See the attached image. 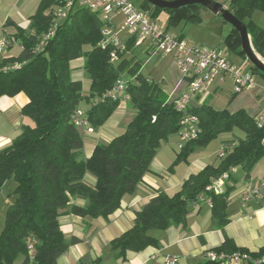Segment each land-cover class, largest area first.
<instances>
[{
	"label": "trees",
	"instance_id": "16d2710c",
	"mask_svg": "<svg viewBox=\"0 0 264 264\" xmlns=\"http://www.w3.org/2000/svg\"><path fill=\"white\" fill-rule=\"evenodd\" d=\"M65 2L39 0L28 29L10 19L4 24L13 28L6 34L7 47L17 45L20 52L0 60V97L23 93L28 102L21 112L30 121L22 125L20 134L9 145L0 149V190L7 180L16 184L14 202L4 205L0 264H14L20 257L21 264H57L71 246L80 242L76 236H64L59 219L69 214L84 220L107 219L120 207L124 195L136 191L161 142L178 135L183 120L189 117L196 118L198 135L177 151L168 171L187 163L196 148L224 136L220 148L224 154L218 153L220 162L189 175L172 195L159 192L151 197L135 212L133 226L111 240V250L116 259L124 261L128 253L159 248V240L152 232L173 226L187 229V216L204 202L200 198L209 200L211 216L223 230L229 222L230 168H241L247 178L253 166L264 159V131L255 124V117L244 110L218 111L206 101L178 110L174 101H168L161 85L141 73L135 39L124 40L125 51L118 53L117 62H111L113 46L102 45L105 38L98 15L79 7L57 19L56 11ZM226 7L247 26L252 46L264 60V27L251 20L254 12H264V0H230ZM201 8L189 5L164 11L144 0L140 7L154 19L159 12H165L168 26L180 20L198 21ZM50 29H54L52 37L43 40ZM225 43L246 59L234 29L230 28ZM145 53L149 54L147 48ZM80 59L89 81L86 93L82 82L72 76L71 64ZM250 70L264 78L252 66ZM120 83L128 99L118 93ZM123 99L134 110L124 132L107 143H97L86 158L83 131L92 133L102 127ZM77 110L84 112L82 127L72 122ZM87 173L95 177L94 185L85 182ZM223 173H228L223 193L207 191L212 179ZM76 200L83 203L77 204ZM208 251L246 252L258 258L264 254V247L251 252L236 247L225 237L218 247Z\"/></svg>",
	"mask_w": 264,
	"mask_h": 264
},
{
	"label": "crops",
	"instance_id": "0c3cea01",
	"mask_svg": "<svg viewBox=\"0 0 264 264\" xmlns=\"http://www.w3.org/2000/svg\"><path fill=\"white\" fill-rule=\"evenodd\" d=\"M215 1L226 6L230 0ZM33 2L34 0H28L24 8L29 7L31 9ZM259 13L261 15L258 19L264 22V12ZM6 16L7 14L4 15V17ZM9 19L18 26L23 25L24 22L23 16L22 18L9 17ZM26 24L28 23L26 22ZM1 30L4 29L0 27V34H5ZM6 31L8 34L12 33L13 28ZM121 38L125 40L126 36L121 35ZM190 45L200 46V44ZM16 47L17 45L6 47L8 53L4 58L18 55L20 48L17 49ZM200 47L204 48L205 46ZM80 64V69L76 65H72V76L82 82L84 79L83 62ZM169 73L172 76L174 87L167 95L168 101H173L185 91V82L182 80L181 73L173 59ZM85 81V89H87L89 81ZM218 90H221L218 85L212 89L215 93ZM252 92L258 97V93H255V91L241 92L237 94V97L239 98L238 103L243 102L242 106L228 108L227 111L233 113L244 110L250 117H255L264 109V102H260L259 106H254L252 101L254 94ZM207 100L208 98L206 102ZM27 102L28 99L23 93L14 97H0V149L9 145L20 134V129L24 123L21 110ZM199 103L201 102L198 98L192 106L197 107L200 105ZM124 104L128 105L127 102H124ZM211 107L218 111L223 110L214 105ZM133 115L134 110L130 106H123L117 109L102 127L92 133L83 131L85 157L91 155L97 143H107L124 132ZM174 136H176L174 143L176 144L177 135ZM170 151V153H164L163 155L156 153L149 171L138 184L136 191L131 195H124L120 207L107 219L84 220L72 214L62 216L59 223L64 236H76L80 239V242L71 246L58 259L57 264H94L96 260L98 263L95 264H163L165 256H175L177 258L176 264H205L204 253L218 247L225 237L231 239L236 247L251 252H256L264 247V159H261L253 166L247 178L243 171L237 173L235 170L228 181L227 186L232 187L227 206L229 222L223 230L218 228L216 221L212 218L209 205L202 202L199 203L195 211L187 216V229L182 226H173L165 231L152 232V235L159 240V248L148 247L139 253H128L124 261L114 257L110 242L133 226L135 212L140 211L149 199L159 192L172 195L179 190L183 181L189 175L198 173L204 166L209 164L206 160L198 161L194 159L187 162V164H179L173 173H167L165 171L173 162L177 153L174 150ZM218 153L219 151L216 153L217 157ZM184 165L186 167H182ZM84 180L89 185L95 183V177L90 173L85 175ZM248 188L257 189L258 194L244 204L243 195ZM2 195L0 190V232L4 223V205L7 202L3 200ZM76 203L82 204L83 201L76 200ZM22 261L23 258L20 257L14 264H21Z\"/></svg>",
	"mask_w": 264,
	"mask_h": 264
},
{
	"label": "built area",
	"instance_id": "2783aa9c",
	"mask_svg": "<svg viewBox=\"0 0 264 264\" xmlns=\"http://www.w3.org/2000/svg\"><path fill=\"white\" fill-rule=\"evenodd\" d=\"M76 6L90 9L100 18L103 24L102 35L105 38L102 45L109 43L113 46V51L110 54L111 62H117L118 53H122L126 49L125 41L122 40L121 35L126 36L125 40L135 39L136 47L146 42L149 53L159 52L171 56L185 82V91L173 100L178 110H186L198 98L203 103L207 99L203 96L210 93L217 85L224 87V84H228L231 88L230 93L233 95L256 88L255 76L251 70H243L242 67L234 65L221 48L205 49L190 45L184 39L169 34L156 19L130 0H66L64 6L56 11L57 19L63 18L67 10H72ZM53 33L54 29H50L43 40L52 37ZM8 42L6 34L1 33L0 53L7 47ZM118 93L122 94L125 99L129 98L123 94L121 83ZM72 122L78 127L84 126V112L82 110L75 111L72 115ZM255 124L264 131V109L255 116ZM197 135L196 118L189 117L183 120V128L177 135V149H181L184 144L195 139ZM223 154L224 149H221L219 155L223 156ZM229 171L234 172L235 169L230 168ZM227 179L228 173H223L218 178L212 179L206 190L223 193ZM257 194V189L248 188L243 195L244 204ZM200 200L210 204L208 199L200 198ZM203 259L212 264H264V254L258 258H252L246 252L226 254L208 251L204 253ZM176 263L175 256L164 257L163 264Z\"/></svg>",
	"mask_w": 264,
	"mask_h": 264
},
{
	"label": "rangeland",
	"instance_id": "374dc122",
	"mask_svg": "<svg viewBox=\"0 0 264 264\" xmlns=\"http://www.w3.org/2000/svg\"><path fill=\"white\" fill-rule=\"evenodd\" d=\"M27 1L28 0H0V27L4 29L1 30V32L3 31L5 32V34H8L6 30L12 29L11 25L7 27L4 26L5 22L7 21V19H9V17L22 18L23 16L24 22L22 23L23 25L20 26L23 27L25 24L23 28L28 29L30 25V16L31 14L34 13L38 4V0H34L33 7L31 9H29V7L24 8L25 3ZM130 1L134 3L138 8L141 7V0H130ZM78 8L79 6H76L75 9ZM5 14H7L6 17H4ZM259 15H261L259 12H254V14H252L251 16V20L254 23L258 24L260 27H264V22L258 19ZM156 20L163 29L167 28V32L169 34L177 37L181 36L189 44H196V45L200 44V46H205L204 47L205 49H213L219 47L225 52L228 59L234 65L242 67L243 70L245 69L248 70L251 68V64L247 59H244L240 55L236 54L225 43V36L227 35L230 26L224 23L219 17L215 16V14H213L208 9L204 7L201 8L199 10V20L195 22H186L185 20H180L179 22H176L168 26V18L166 13L163 11L159 12V14L156 17ZM26 22L28 24H26ZM16 48L19 49L18 46ZM146 48H147V43L144 42L140 46L135 47L134 50L136 54V59L140 61L142 64L140 71L144 76L159 83L162 89L168 94L174 87L172 76L169 73L172 58L171 56L159 52L146 54L145 53ZM7 53H8V49H3V51L0 53V60L3 59ZM82 62L83 59L76 60L72 62L71 66L76 65V67H79L80 69V65H81L80 63ZM254 76H255L256 88L252 91L258 93L257 94L258 97L255 96L254 92H252L254 94V96L252 97V101L254 102V106L255 105L259 106L260 102L262 101L264 102V78L259 74H255ZM83 78L84 79L82 81V86L84 93H86L87 89H85L86 87L85 80H88V77L86 76L85 73ZM126 78L128 77L125 76V79ZM223 86L224 87H221V90H218V92L215 93L212 91L208 93L206 96L205 95L203 96V98L204 97L208 98L207 104L211 106L214 105L220 107L223 110L224 109L227 110L228 108H239L240 106H242L243 102L238 103L239 98L237 97V95L234 96L233 94H230L231 88L229 87V85L224 84ZM124 102L125 100L123 99L120 106L117 109L122 108L123 106H129L124 104ZM81 106L85 107V104L82 103ZM29 121L30 120L24 118V123L25 122L29 123ZM175 137L176 136L172 135L167 140L161 142L160 147L157 151L159 155H163L164 153L168 154L171 152L170 150L178 151L176 144H174ZM223 137L224 136H221L220 138L215 139L206 146H201L196 148L189 156L188 162L194 159L198 161L206 160L209 162L210 165H214V166L217 165L220 162V159L219 157H217L216 153L222 147ZM181 164H187V163H181ZM176 167L174 168V170L176 169ZM182 167H186V165ZM235 170L237 173L242 172L241 168L239 167H236ZM165 172L173 173L174 171L169 172L167 169ZM15 186L16 184L13 180H7L2 185L1 192L3 194L2 195L3 200H6L7 202L10 203L14 202Z\"/></svg>",
	"mask_w": 264,
	"mask_h": 264
},
{
	"label": "water",
	"instance_id": "95a60500",
	"mask_svg": "<svg viewBox=\"0 0 264 264\" xmlns=\"http://www.w3.org/2000/svg\"><path fill=\"white\" fill-rule=\"evenodd\" d=\"M150 5L164 11L182 6L200 5L218 16L223 22L234 29L240 37L241 49L251 66L264 75V60L254 50L247 26L236 18L226 6L215 0H144Z\"/></svg>",
	"mask_w": 264,
	"mask_h": 264
}]
</instances>
